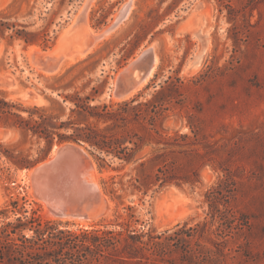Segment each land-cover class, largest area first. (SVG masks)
Masks as SVG:
<instances>
[{
	"label": "rangeland",
	"instance_id": "rangeland-1",
	"mask_svg": "<svg viewBox=\"0 0 264 264\" xmlns=\"http://www.w3.org/2000/svg\"><path fill=\"white\" fill-rule=\"evenodd\" d=\"M87 1L4 0L0 4V91L22 107H45L66 119L72 103L64 100L75 92L85 96L95 93V88L94 103L125 101H117L111 93L113 82L152 47L159 56L154 78L131 99L153 102L163 92L156 128L163 135L177 132L189 137L180 146L167 148L165 159L173 175L192 182L135 189L131 186L138 176L134 164L117 171L113 168L119 163L108 157L100 171L89 149L80 144L93 160L101 190L110 201L98 221L81 225L56 218L34 196L24 169L3 156L0 225L26 216L61 223V228L76 233L89 228L119 230L133 214L131 229L161 233L177 225L211 222L219 211L227 217L224 227H233V234L217 264H264V0H133L128 18L99 41L93 53L64 63L57 74L37 70L28 52L54 49ZM125 3L93 0L85 15L87 26L96 34L102 32ZM7 24L13 27L7 29ZM16 31L31 35L34 42L27 43ZM32 90L42 104L29 102L32 98L25 92ZM130 128L157 137L146 121H134ZM0 143L32 160H46L60 146L55 143L45 152L44 140L24 139L17 130L0 131ZM156 149L152 143L140 153L150 157ZM158 164L148 163L142 175H153ZM104 183L115 191L114 198L104 191ZM220 224L217 218L212 226L219 234L224 228ZM24 234L32 236L33 231ZM172 258L177 264H188L180 252Z\"/></svg>",
	"mask_w": 264,
	"mask_h": 264
},
{
	"label": "trees",
	"instance_id": "trees-1",
	"mask_svg": "<svg viewBox=\"0 0 264 264\" xmlns=\"http://www.w3.org/2000/svg\"><path fill=\"white\" fill-rule=\"evenodd\" d=\"M12 27L11 24L6 25L7 29ZM16 35L25 38L27 43L34 42L31 35L23 36L18 31ZM77 66L69 68L67 73ZM93 90L95 93L89 95L81 96L75 92L65 97L64 102L72 103L66 119L50 113L45 107H22L0 91V131L5 134L17 130L24 139L31 136L44 140L45 152L55 143L82 144L89 149L100 171L108 157L112 163H119L118 167L113 168L117 171L134 164L138 176L134 182L131 181V186L135 189L192 182L173 175L165 159L167 148L180 146V141L187 142L189 137L177 132L163 135L156 128L163 105L160 97L162 91L158 92L157 100L153 102L143 103L133 98L106 104L94 103L98 92L95 88ZM134 121H146L157 137L151 132L136 134L130 128ZM152 143L157 145V149L150 157L140 153L144 146ZM3 156L18 169H31L45 159L32 160L27 156H18L14 149L0 143V161ZM152 162H159L155 173L142 175L141 172ZM103 188L114 198L113 189H109L106 183ZM16 204L12 203L14 207ZM216 213L211 222L198 223L193 227L177 225L173 231L161 233L151 228L141 232L131 229L133 214H129V221L120 225L119 230L89 228L81 229L79 233L61 228V223L49 220L42 223L34 217L19 216L14 222L0 225V264H148L154 260L177 264L172 258L175 252L185 254L188 264H217V258L223 256L229 237L233 234V227H224L227 219L223 216L224 212ZM217 218L224 227L220 234L218 229H212ZM26 230L33 231V235L24 234ZM202 240H205V245L201 243Z\"/></svg>",
	"mask_w": 264,
	"mask_h": 264
},
{
	"label": "water",
	"instance_id": "water-1",
	"mask_svg": "<svg viewBox=\"0 0 264 264\" xmlns=\"http://www.w3.org/2000/svg\"><path fill=\"white\" fill-rule=\"evenodd\" d=\"M90 0L84 7L74 25L67 31V41L71 43L68 51L48 49L34 51L30 57L33 66L44 73L57 72L66 57L72 53L74 45L80 43L82 52L87 51L94 42L105 36L106 32L97 37L73 39L75 32L85 23V15ZM156 53L148 48L140 53L132 63L128 64L114 80L111 93L116 98H125L138 89L151 75L155 65ZM14 84V81H12ZM26 97L37 101L40 95L32 90L25 92ZM53 155L26 171L25 177L37 199L53 205L59 211L70 210L72 215L88 219L89 216H102L110 208V201L97 186L88 182L85 173L94 166L88 152L80 144L64 143L52 150ZM1 197V195H0ZM63 215L65 212H56Z\"/></svg>",
	"mask_w": 264,
	"mask_h": 264
},
{
	"label": "bare ground",
	"instance_id": "bare-ground-1",
	"mask_svg": "<svg viewBox=\"0 0 264 264\" xmlns=\"http://www.w3.org/2000/svg\"><path fill=\"white\" fill-rule=\"evenodd\" d=\"M4 0H0V4L3 2ZM91 2H93V0H90L89 2V6L91 4ZM132 5H133V0H126V3L122 6V8L118 11V13L114 16V20L113 22L111 21V25L108 26L105 30H103L102 32H99V33H95L92 29H90V27L87 26V22H85L81 28L79 30H77L75 32V35L74 36V40L76 38H83L85 37L86 39L89 38L90 36L91 37H97L99 36L100 34L106 32L105 36L102 37V38H98L94 44L85 52H82L81 50V45L80 43L81 42H78L77 45H74V51L72 53H70L66 59L64 60L61 68L55 72V73H51V74H57L59 72H61V69L65 63V65H67V63H70L72 61H75L76 59H80L82 57H85L91 53H93L95 51V49L97 48L98 46V42L101 41L102 39H105L106 36H108L111 32H113L114 30H116L129 16L130 12H131V9H132ZM89 8V7H88ZM88 10V9H87ZM86 21V19H85ZM71 28V27H70ZM67 31H69V29H67L64 34L61 36V38L59 39V42H58V45L54 48V49H63L64 51H68L69 48L71 47V43L69 41H67L66 39V35H67ZM152 48V47H151ZM31 49V48H30ZM34 51V48H32L28 53L29 55H31ZM27 53V54H28ZM202 54V53H201ZM200 57V55H199ZM134 60V59H133ZM133 60L131 61V63L133 62ZM66 61V62H65ZM159 65V56L156 54V57H155V65H154V69L151 73V75L146 79V81L143 82V84L138 88L136 89L135 91H133L131 94H129L127 97L125 98H115L117 101H121V100H127V99H131L132 97H134L135 95H137L141 90H143L146 85H148V83L151 81L152 78H154V75H155V72L157 70V67ZM123 70L120 71V73L122 72ZM119 73V74H120ZM48 75H50L49 73H46ZM117 77V76H116ZM114 83V82H113ZM41 99L35 101L33 99H31L29 102L31 104H36V105H40L42 104L41 103ZM28 102V101H27ZM52 155H53V152H52ZM92 160V159H91ZM97 169L95 168V165L91 167L90 170H88L86 173H85V178L88 182L92 183L94 186H97V188L101 191V187H100V184H99V179H98V175H97ZM25 174H26V171H24ZM33 192V191H32ZM39 202H41L47 209H49L52 212V210L56 211V212H61L59 211L58 209L55 210L56 207H54L53 205L41 200V199H37ZM2 205V198L0 197V206ZM112 210V208H111ZM48 212V211H47ZM65 212L63 215H56L55 213H53L54 216H56V218L58 219H61L63 221H69V222H74V223H77V224H81V225H88L92 222H95V221H98L99 217L100 216H89L88 219H85V218H80V217H77V216H74L72 215V213H70L71 211L70 210H67V211H63ZM61 212V213H63ZM112 212V211H111ZM50 213V212H49ZM50 216V215H49ZM109 216V215H108ZM52 218V217H51ZM55 218V219H56ZM101 219V218H100Z\"/></svg>",
	"mask_w": 264,
	"mask_h": 264
}]
</instances>
